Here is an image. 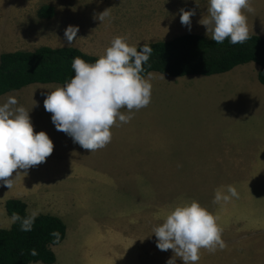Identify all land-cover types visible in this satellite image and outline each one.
Wrapping results in <instances>:
<instances>
[{
  "label": "rangeland",
  "instance_id": "rangeland-1",
  "mask_svg": "<svg viewBox=\"0 0 264 264\" xmlns=\"http://www.w3.org/2000/svg\"><path fill=\"white\" fill-rule=\"evenodd\" d=\"M44 5L55 8L52 18L38 15ZM207 7V0H0V55L69 46V25L79 27L71 46L99 57L116 37L138 47L206 34L199 21ZM251 7L243 10L248 30L258 25L257 34H264V0H251ZM106 9L110 16L101 22L96 17ZM181 9H195L190 31L180 22ZM258 69L249 62L213 75L150 72V104L133 110L129 123L117 121L111 142L93 152L58 131L44 108L46 96L65 84L34 83L0 96V105L15 97L29 111L34 132L44 131L54 144L46 162L14 172L10 189L0 185V228L13 222L5 202L23 198L29 212L58 215L68 226L66 239L54 247V264H166L174 253L157 248L153 230L177 206L196 201L218 218L226 245L214 253L202 248L197 264H264ZM229 185L238 198L213 203L216 190ZM176 264L183 261L176 257Z\"/></svg>",
  "mask_w": 264,
  "mask_h": 264
},
{
  "label": "clouds",
  "instance_id": "clouds-1",
  "mask_svg": "<svg viewBox=\"0 0 264 264\" xmlns=\"http://www.w3.org/2000/svg\"><path fill=\"white\" fill-rule=\"evenodd\" d=\"M207 2V15L199 24L206 27L208 38L217 44H223L227 39L232 45L242 44L249 39L247 17L243 10L254 11L251 0ZM109 9L96 18L104 22L110 16ZM180 11V22L190 31L195 9ZM78 31L79 27L73 25L65 29L64 36L69 46L74 43ZM152 51L148 43L138 51L137 47L129 46L123 37H116L95 63L73 58L71 67L74 76L44 99V108L52 113L55 128L90 152L106 147L112 140L111 128L117 121L129 123L134 115L133 110L145 108L151 102L152 85L141 73ZM17 105V99L11 96L0 105V185L9 189L12 187L10 177L14 172L19 175L18 170H27L46 162L54 149L47 133L34 132L29 111ZM121 109H127V114ZM238 196L236 188L229 185L226 192L216 190L213 203H228ZM36 215L33 212L30 218L23 221L22 230H31ZM12 219L19 220L20 217L14 214ZM217 220L196 201L172 210L164 222L153 230L157 248L161 251L171 249L174 253L166 264H176V257L183 264H197L202 248L211 253L218 248L223 250L226 245Z\"/></svg>",
  "mask_w": 264,
  "mask_h": 264
},
{
  "label": "trees",
  "instance_id": "trees-1",
  "mask_svg": "<svg viewBox=\"0 0 264 264\" xmlns=\"http://www.w3.org/2000/svg\"><path fill=\"white\" fill-rule=\"evenodd\" d=\"M54 14L52 5H44L38 11L43 18H52ZM144 44L137 50L140 51ZM148 44L153 51L141 73L143 78L153 71L172 77L220 74L254 62L259 66L258 79L264 84L262 35L249 33V39L244 43L232 45L227 39L223 44H217L206 34L185 33ZM75 57L90 64L100 58L74 46L42 45L33 50L1 53L0 96L34 83H68L74 76L71 65ZM5 208L11 218L18 214L20 219L13 220L9 227L0 228V264H54L57 261L54 247L64 242L68 232L63 218L40 213L35 216L31 230L24 231L22 223L32 215L27 203L23 199L10 198L5 202Z\"/></svg>",
  "mask_w": 264,
  "mask_h": 264
},
{
  "label": "crops",
  "instance_id": "crops-1",
  "mask_svg": "<svg viewBox=\"0 0 264 264\" xmlns=\"http://www.w3.org/2000/svg\"><path fill=\"white\" fill-rule=\"evenodd\" d=\"M256 28H258V25H252V26H250L249 27V30H248V32L249 33H255V34H257V32H259V29H256ZM258 34H260V33H258ZM262 36H264V34H261ZM237 71V70H236ZM236 71H234V72H236ZM257 72H258V70H257ZM231 74V73H230ZM23 199V198H22ZM24 201H25V199H23Z\"/></svg>",
  "mask_w": 264,
  "mask_h": 264
}]
</instances>
